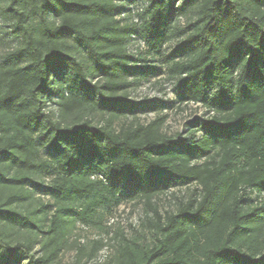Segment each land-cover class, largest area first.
I'll use <instances>...</instances> for the list:
<instances>
[{
	"label": "trees",
	"instance_id": "16d2710c",
	"mask_svg": "<svg viewBox=\"0 0 264 264\" xmlns=\"http://www.w3.org/2000/svg\"><path fill=\"white\" fill-rule=\"evenodd\" d=\"M139 1L0 0L18 41L0 64V264H60L77 213L66 201H82L86 222L126 199L153 210L156 237L147 246L125 241L115 264H264V243L250 228L264 226V203L246 207L250 194L264 195V0H144L140 23L130 9ZM132 33L146 40L147 57L129 54ZM155 60L181 102L212 112L187 137L166 134L162 117L114 125L153 109L128 91L159 74ZM192 183L198 198L176 213L153 207ZM36 193L59 204L46 216L47 236L13 238L16 223L30 233L35 226L11 202Z\"/></svg>",
	"mask_w": 264,
	"mask_h": 264
},
{
	"label": "rangeland",
	"instance_id": "374dc122",
	"mask_svg": "<svg viewBox=\"0 0 264 264\" xmlns=\"http://www.w3.org/2000/svg\"><path fill=\"white\" fill-rule=\"evenodd\" d=\"M3 19L0 15V64L5 61L6 54L18 45L17 38L12 33L11 24ZM177 43L176 40L167 46L168 55L172 54ZM150 65L160 66L159 74L133 83L128 93L131 101L140 104L142 102L144 106L153 109L138 113L137 118L133 115L123 116L116 120L114 125L120 129L126 124L135 122L147 124L162 117L164 118L163 131L166 134L189 136L191 131L197 128L195 123L210 118L212 112L202 104L181 102L177 94V82L171 79L167 67H161L157 60L152 61ZM51 109L55 114L58 112L55 105ZM86 118L92 119L99 125L105 122L104 115L99 112H89ZM42 156L45 158L43 151ZM49 179H46V183ZM197 188L194 183L170 188L166 193L153 199V207H157L163 216L169 212L176 213L181 202L197 197ZM249 197L252 201L246 203L247 208L260 207L264 203V195L250 194ZM81 202L66 201L64 203L66 207H73L77 213L70 216L65 228L62 249L58 258L60 264H115L118 249L125 241H135L144 246L154 242L155 231L149 223V219L153 217V210L149 209L143 200L126 199L119 205L103 204L86 222L80 219ZM10 205L13 210L28 218L35 226L30 233V230L22 226L20 221L12 226L14 229L12 237L20 236L21 239H26L39 233L38 241L40 242L47 236L44 234L49 225L46 216H51L59 207L55 200L40 193L29 195L18 203L11 202ZM46 206L48 208L44 209ZM45 211L48 212L45 213ZM250 228L255 231L258 240L264 243V226L260 227L259 224L254 223ZM38 247L39 245H36L35 252L39 251Z\"/></svg>",
	"mask_w": 264,
	"mask_h": 264
},
{
	"label": "built area",
	"instance_id": "2783aa9c",
	"mask_svg": "<svg viewBox=\"0 0 264 264\" xmlns=\"http://www.w3.org/2000/svg\"><path fill=\"white\" fill-rule=\"evenodd\" d=\"M145 6H147V4L144 2V0L139 1L135 5L130 6V9H132L131 15H132L133 21L140 23V19H139L138 14H140L141 12L144 11ZM128 14L129 13L127 12L126 14H123L122 16H127ZM127 45H128L129 54H131L135 58L147 57L146 55H147V52L149 49H148L146 40L143 37H141L139 34H137V33L130 34V36H128V38H127ZM148 60H151L149 56H148ZM55 100H56V98H55ZM54 105L58 108V106L56 104L51 103L50 104L51 107L49 108L50 111L52 110L51 108Z\"/></svg>",
	"mask_w": 264,
	"mask_h": 264
}]
</instances>
